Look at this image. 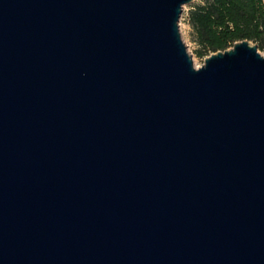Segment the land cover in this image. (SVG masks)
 Returning <instances> with one entry per match:
<instances>
[{
    "label": "water",
    "instance_id": "95a60500",
    "mask_svg": "<svg viewBox=\"0 0 264 264\" xmlns=\"http://www.w3.org/2000/svg\"><path fill=\"white\" fill-rule=\"evenodd\" d=\"M191 1L0 0V264H264V52Z\"/></svg>",
    "mask_w": 264,
    "mask_h": 264
},
{
    "label": "trees",
    "instance_id": "16d2710c",
    "mask_svg": "<svg viewBox=\"0 0 264 264\" xmlns=\"http://www.w3.org/2000/svg\"><path fill=\"white\" fill-rule=\"evenodd\" d=\"M188 23L200 52L224 50L250 39L264 48V9L261 0H203L188 10Z\"/></svg>",
    "mask_w": 264,
    "mask_h": 264
},
{
    "label": "rangeland",
    "instance_id": "374dc122",
    "mask_svg": "<svg viewBox=\"0 0 264 264\" xmlns=\"http://www.w3.org/2000/svg\"><path fill=\"white\" fill-rule=\"evenodd\" d=\"M202 2H203V0H192L190 3L184 4L182 7V11L180 13V16H179V20H178L181 38H182L184 44L186 45V49H187L188 53L191 55L193 63H194V65H196V67L201 66L204 62V59L207 56H209L211 53H213V52L206 51V52H202L201 54H199V52L201 51L200 46L195 41L192 29L188 23V10L193 5H195L197 3H202ZM247 40H249L252 44L256 45V42H254L253 40H250V39H247ZM233 44L234 43H230L227 46V48L232 47ZM257 49L260 53L264 52V48H257Z\"/></svg>",
    "mask_w": 264,
    "mask_h": 264
},
{
    "label": "built area",
    "instance_id": "2783aa9c",
    "mask_svg": "<svg viewBox=\"0 0 264 264\" xmlns=\"http://www.w3.org/2000/svg\"><path fill=\"white\" fill-rule=\"evenodd\" d=\"M261 2H262L263 9H264V0H261Z\"/></svg>",
    "mask_w": 264,
    "mask_h": 264
},
{
    "label": "bare ground",
    "instance_id": "6f19581e",
    "mask_svg": "<svg viewBox=\"0 0 264 264\" xmlns=\"http://www.w3.org/2000/svg\"><path fill=\"white\" fill-rule=\"evenodd\" d=\"M196 67V65H194Z\"/></svg>",
    "mask_w": 264,
    "mask_h": 264
}]
</instances>
